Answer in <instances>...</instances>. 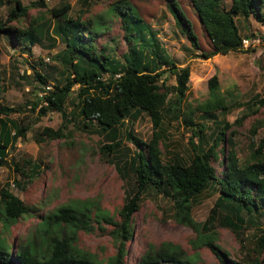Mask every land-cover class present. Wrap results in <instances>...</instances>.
I'll return each instance as SVG.
<instances>
[{"label": "trees", "instance_id": "trees-1", "mask_svg": "<svg viewBox=\"0 0 264 264\" xmlns=\"http://www.w3.org/2000/svg\"><path fill=\"white\" fill-rule=\"evenodd\" d=\"M76 1L84 7L90 2ZM188 2L198 19L207 49L201 48L178 3L166 0L165 7L173 18L177 32L188 40L190 50L201 58L244 52L242 37L235 25L237 16L264 22V0H228V6L222 0ZM5 3L8 7L5 18L0 20V34L17 46L18 54L30 57L31 46L38 44L42 35L52 44H62V48L50 56L59 66V78L52 85L47 84V77L37 70L34 63L21 58L26 68L16 75L17 78L38 84V91L36 89L27 101L28 110L35 112L36 118L55 111L67 120L65 102L72 87L76 86V116L81 120L82 128L111 140V144L102 147H107L109 151L117 147L116 135L123 125H127L125 137L133 146L127 167L133 177L134 190L117 209L116 219L97 203L79 200L59 205L41 215L31 236L18 244L7 247L0 237V264H123L125 244L132 236V215L138 210L142 195L148 189L168 198L173 221L194 232L195 239L190 242L192 249L205 247L219 264H264V257L261 256L264 226L258 225L259 216H264L262 146L254 148L251 144L249 157L238 160L234 141L229 137L223 138L226 124L221 126L217 114L223 115L229 105L219 92L216 75L212 74L205 81L207 97L191 108L186 101L188 66L176 65L165 53L153 30H136L134 33L129 30V19L136 24H141L142 20L130 12L128 0H119V4L113 5L114 11L121 15L123 38L127 43V49L118 57L111 55L104 44H96L95 36L99 32L92 30L89 19L81 21L84 9H79L73 17L68 15L70 5L66 0L48 8L50 22L43 31L39 26L41 22L36 18L30 19L21 28L12 25V22L25 18L29 7H44V0H32L28 5L20 0H0V6ZM26 70L29 72L26 73ZM167 76H173V84L167 83ZM13 84L16 86L19 81L13 80ZM251 106L255 109L264 107V92L253 96L246 105ZM15 111L20 109L8 106L0 99V167L7 164L9 147L17 137H23L28 128L9 118ZM196 111L201 112L204 118L216 121L214 128L206 134L204 124L193 121ZM141 112L146 113L150 120L151 135L148 140L135 136L130 130V124ZM74 116L71 114L70 118L73 120ZM179 120L189 130L187 141L190 150L185 155L163 159L168 142L165 124L170 126ZM65 133L61 127H42L40 130V135L48 139L61 138ZM191 138L195 141L192 142ZM25 163L29 165V170L37 168L33 161L25 160ZM17 172L26 176L23 170L18 169ZM8 186L9 183L0 185V225L5 231L19 217L32 212L31 207L18 199ZM204 191H214L217 195L215 206L225 211L221 216L222 225L234 233L242 257L229 258L214 245L213 232L208 231L207 222L191 220L194 202ZM95 223L101 229L100 223L111 227L108 234L115 244L114 253L103 263L76 245L77 233L92 231ZM247 225L253 226V233L249 240H244L242 234ZM197 261L195 253L187 255L177 244L165 241L157 247L148 246L135 264H196Z\"/></svg>", "mask_w": 264, "mask_h": 264}, {"label": "rangeland", "instance_id": "rangeland-1", "mask_svg": "<svg viewBox=\"0 0 264 264\" xmlns=\"http://www.w3.org/2000/svg\"><path fill=\"white\" fill-rule=\"evenodd\" d=\"M20 1L28 5L32 0ZM59 1L61 0H44V7H29L25 18L13 21L12 25L21 28L30 19L36 18L41 22L39 26L43 31L44 26L50 22L48 8ZM66 1L70 5L68 15L71 17L79 9H84L81 21L89 19L92 30L99 32L95 36L98 46L104 44L107 51L115 57L127 49L120 22L121 15L114 11L113 6L119 4V0H90L87 7L76 0ZM128 1L130 12L142 20L141 24H136L129 19V30L133 33L136 30H153L165 53L176 65L188 66L186 101L191 108L207 97L205 81L215 74L219 92L226 105H229L223 115L217 114V121L221 126L226 124L223 138L229 137L234 141L238 160L249 157L251 144L254 148L261 145L264 154V107H246L254 95H262L264 92V22L237 16L235 25L241 37L257 38L258 42L252 43L247 49L243 48L244 52L234 51L223 56L214 54L209 58H201L190 50L188 40L177 32L173 18L165 7L166 0ZM175 1L189 20L190 28L201 48L207 49L206 39L188 0ZM222 3L229 5L228 0H222ZM7 7L6 3L0 6V20L5 18ZM262 11L264 13V3ZM61 48L60 42L52 44L42 35L39 43L31 46L30 57L25 58V54L17 53L16 45L4 34H0V99L4 104L20 109L12 112L9 118L28 127L24 136L17 137L8 149L7 164L0 167V185L9 183L8 189L32 209L29 215L19 217L6 231L0 225V237L5 240L7 247L31 236L39 217L62 204H72L79 200L94 202L116 219L117 209L134 190L133 177L127 167L133 150L131 142L125 137L127 125L124 123L116 135L119 143L117 147L111 151L102 147L111 144V140L82 128L81 120L76 116V86L72 87L65 102L67 120H63L55 111L36 118L35 112L28 110L27 101L32 98L38 84L32 80L26 82L17 78L16 75L26 68L21 58L34 63L37 70L47 77V84L52 85L59 78V66L50 56ZM46 57L48 61H45ZM13 80L19 81V84L15 86ZM166 80L169 84L174 83L173 76H167ZM71 114L75 115L73 120L70 118ZM202 116L201 112H194L193 121L202 122L206 127V134L214 128L216 121ZM182 124L180 120L172 122L170 126L165 124L168 128V142L163 159L189 152V130ZM42 127H61L66 133L61 138L48 139L40 135ZM130 130L141 139L150 138L151 124L146 113L141 112L132 121ZM25 160L33 161L37 168L29 170ZM15 169L23 170L26 176H21ZM216 169L219 170L218 167ZM216 196L214 191H204L199 195L190 213L191 220L196 223L207 222L208 231L213 232L214 245L229 258L238 259L242 254L238 251L237 239L231 229L222 225L221 216L225 211L215 206ZM170 204L168 198L151 189L143 193L140 206L132 215V236L125 244L123 264H135L148 246L157 247L165 241L177 244L187 255L195 253L198 256L196 264H219L205 247H198L197 250L191 248L190 242L195 239V234L187 226L173 221ZM258 221L259 227L264 226V216H259ZM98 225L93 224L90 232L79 231L76 245L103 263L106 257L114 253L115 244L108 234L111 227L100 223L101 229ZM252 227L245 226L242 234L244 240H249L252 236ZM247 248H250V244H247ZM261 256L264 257V249Z\"/></svg>", "mask_w": 264, "mask_h": 264}, {"label": "built area", "instance_id": "built-area-1", "mask_svg": "<svg viewBox=\"0 0 264 264\" xmlns=\"http://www.w3.org/2000/svg\"><path fill=\"white\" fill-rule=\"evenodd\" d=\"M258 42L257 38H245L242 37L241 38V47L247 49L248 47H250L252 45V43H256ZM45 61H48V58H45ZM45 88H49V86H46Z\"/></svg>", "mask_w": 264, "mask_h": 264}]
</instances>
